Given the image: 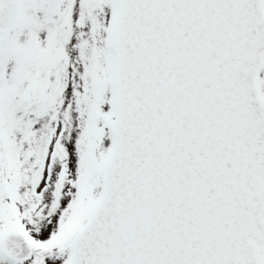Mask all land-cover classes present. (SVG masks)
<instances>
[{
    "label": "snow or ice",
    "instance_id": "6c2138e0",
    "mask_svg": "<svg viewBox=\"0 0 264 264\" xmlns=\"http://www.w3.org/2000/svg\"><path fill=\"white\" fill-rule=\"evenodd\" d=\"M0 264H264V0H0Z\"/></svg>",
    "mask_w": 264,
    "mask_h": 264
}]
</instances>
